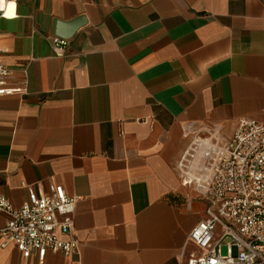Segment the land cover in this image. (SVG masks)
<instances>
[{
	"label": "crops",
	"instance_id": "1",
	"mask_svg": "<svg viewBox=\"0 0 264 264\" xmlns=\"http://www.w3.org/2000/svg\"><path fill=\"white\" fill-rule=\"evenodd\" d=\"M16 1L0 19L8 87L23 90L0 96V196L81 198L62 236L79 252L43 264H185L205 203L182 162L198 138L264 123V0ZM0 264L40 263L11 246Z\"/></svg>",
	"mask_w": 264,
	"mask_h": 264
},
{
	"label": "built area",
	"instance_id": "2",
	"mask_svg": "<svg viewBox=\"0 0 264 264\" xmlns=\"http://www.w3.org/2000/svg\"><path fill=\"white\" fill-rule=\"evenodd\" d=\"M17 17V1L0 0V19ZM52 42L57 53L69 43L58 36ZM11 74L0 62V96L23 91L8 87ZM187 160L181 164L183 185L197 189L205 212L188 235L194 250L185 264H264V123L243 118L229 140L218 134L198 138ZM80 201L61 185L51 186L49 193L29 187L20 208L0 196V213L7 216L0 248L14 246L27 258L36 255L40 264L49 252L78 253L79 242L62 236L71 232Z\"/></svg>",
	"mask_w": 264,
	"mask_h": 264
},
{
	"label": "water",
	"instance_id": "3",
	"mask_svg": "<svg viewBox=\"0 0 264 264\" xmlns=\"http://www.w3.org/2000/svg\"><path fill=\"white\" fill-rule=\"evenodd\" d=\"M81 20L71 22L68 26H62L60 22H55L54 24V34L61 36L65 39L73 37L76 31L81 27ZM65 27V28H64ZM64 29V30H63Z\"/></svg>",
	"mask_w": 264,
	"mask_h": 264
},
{
	"label": "rangeland",
	"instance_id": "4",
	"mask_svg": "<svg viewBox=\"0 0 264 264\" xmlns=\"http://www.w3.org/2000/svg\"><path fill=\"white\" fill-rule=\"evenodd\" d=\"M190 189H191L192 192L196 193L197 196H198L197 189L194 186L190 187ZM222 255L223 256L228 255V246L226 245V243H224L223 246H222Z\"/></svg>",
	"mask_w": 264,
	"mask_h": 264
},
{
	"label": "bare ground",
	"instance_id": "5",
	"mask_svg": "<svg viewBox=\"0 0 264 264\" xmlns=\"http://www.w3.org/2000/svg\"><path fill=\"white\" fill-rule=\"evenodd\" d=\"M202 152H203V150H201V151L199 152V154H201ZM188 179H189V180H191V179L193 180L192 176L189 177ZM192 180H191V181H192ZM193 183H194V182H193Z\"/></svg>",
	"mask_w": 264,
	"mask_h": 264
}]
</instances>
